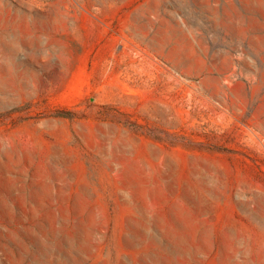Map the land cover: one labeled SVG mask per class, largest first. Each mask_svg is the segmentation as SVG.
Wrapping results in <instances>:
<instances>
[{
	"label": "rangeland",
	"instance_id": "rangeland-1",
	"mask_svg": "<svg viewBox=\"0 0 264 264\" xmlns=\"http://www.w3.org/2000/svg\"><path fill=\"white\" fill-rule=\"evenodd\" d=\"M0 264H264V0H0Z\"/></svg>",
	"mask_w": 264,
	"mask_h": 264
}]
</instances>
